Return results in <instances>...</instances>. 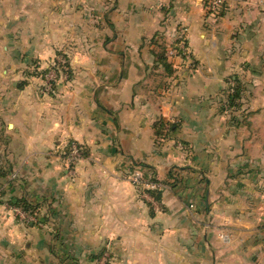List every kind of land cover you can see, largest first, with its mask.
Returning <instances> with one entry per match:
<instances>
[{"label": "crops", "instance_id": "crops-1", "mask_svg": "<svg viewBox=\"0 0 264 264\" xmlns=\"http://www.w3.org/2000/svg\"><path fill=\"white\" fill-rule=\"evenodd\" d=\"M108 1L0 0V264H264V0L215 26L206 0ZM179 24L196 70L159 59ZM58 51L71 76L42 94ZM70 141L72 172L52 155ZM136 171L159 188L141 197Z\"/></svg>", "mask_w": 264, "mask_h": 264}, {"label": "built area", "instance_id": "built-area-1", "mask_svg": "<svg viewBox=\"0 0 264 264\" xmlns=\"http://www.w3.org/2000/svg\"><path fill=\"white\" fill-rule=\"evenodd\" d=\"M212 3L213 8L210 10L209 16L212 15L218 18L221 14L220 9H222L224 2H222V0H214ZM175 45L177 46H173V48L168 47V49H166V56L170 59L182 58L187 62L189 67H193L195 61L192 59L189 46L184 42V39L177 41ZM56 67L55 64L50 65V68L56 69ZM56 149H58L59 157L70 166L71 172L74 170L77 163L83 158V147L76 141L67 142L65 145H61ZM149 177L150 175L147 176L142 171H136L131 178L133 184L138 188L137 190L141 197H146L150 190L159 188L158 182L150 180ZM10 208L24 222H40V217L37 212L30 215L19 206L10 205ZM100 264H107V255L102 258Z\"/></svg>", "mask_w": 264, "mask_h": 264}, {"label": "rangeland", "instance_id": "rangeland-1", "mask_svg": "<svg viewBox=\"0 0 264 264\" xmlns=\"http://www.w3.org/2000/svg\"><path fill=\"white\" fill-rule=\"evenodd\" d=\"M214 0H206L205 1V10H207V16H208V20L209 22L215 26V24H217L224 12V10L226 9V2L227 0H222L223 3V6H222V9H220V16L217 18V17H214L212 15L209 16V13H210V10L213 8L212 7V2ZM109 3L106 4V6L108 7L107 9L110 10L111 8H114L116 6V3L114 0H109L108 1ZM105 6V7H106ZM170 33V36H174L173 39L171 42H168V44H163V46L165 47V49H168V47H172L173 46H177L175 45L177 43V41H180L182 39H184V42L187 43V46L188 45V28L184 25H175L174 27V30L172 31H168ZM182 33V34H181ZM186 34V36H185ZM186 37V38H185ZM186 39V41H185ZM164 43V42H163ZM149 44L152 45V41H149ZM159 48V46H157ZM162 51L164 48H160ZM64 52V53H63ZM58 53H60L58 56V58L54 61H52L51 63H49V65L51 64H55L56 69L55 68H49V67H41L40 66V69L39 68H36L37 69V72H39L40 76L41 77H45L44 78V83L42 84V87H41V93L42 94H46V95H54L56 94L57 90H56V85L55 84H52L51 81L55 80L57 78V76H60L61 74L64 76V77H70L71 76V69H70V64H71V60H70V55H69V52L68 51H58ZM191 53V52H190ZM165 57L167 58L166 56V52H165ZM193 59V58H192ZM193 61V60H192ZM48 65V66H49ZM187 70L188 69H192V70H196L197 69V65L195 64L193 67H185ZM54 78V79H53ZM53 79V80H52ZM233 83L230 87V94H232L234 92V88H235V83L234 82H231ZM239 101V100H238ZM229 102L226 101L224 103V107H225V110H228L229 109ZM169 131V128L167 129ZM178 147L180 149H187L185 147V145L183 144H180L178 145ZM52 155L59 158L60 160H62L60 157H59V154H58V149H53L52 150ZM64 162V161H63ZM68 170H70V166L65 162ZM152 176V174H150V177ZM153 178V176H152ZM150 179V180H154V179ZM133 183V182H132ZM136 187V186H135ZM137 188V187H136ZM138 189V188H137ZM102 260V259H101ZM101 260L98 262V264H100Z\"/></svg>", "mask_w": 264, "mask_h": 264}, {"label": "trees", "instance_id": "trees-1", "mask_svg": "<svg viewBox=\"0 0 264 264\" xmlns=\"http://www.w3.org/2000/svg\"><path fill=\"white\" fill-rule=\"evenodd\" d=\"M161 48H164L163 46H161ZM159 55V59L165 64L168 66L167 62H166V58H165V48L163 49V51L158 54ZM236 81H238V78L235 79ZM243 96L242 94V87H240V83L238 81V84L235 86L234 88V92L232 94L229 95V105L231 107H236L239 105V99H241ZM166 121L164 120H161L160 123L156 126V135L157 136H162L164 135L165 137H167L168 135H170L171 133H173L178 125L177 124H174V123H169V131L167 133H164V129H165V124ZM167 128V129H168ZM84 153V152H83ZM172 173V171H171ZM152 194L156 197V198H159L160 194L159 192H156V191H151ZM12 205H15V206H19L21 207L25 212H27L28 214H34L37 212V208L39 207L38 205L28 201L26 198H15L13 200H11L10 202ZM38 213V212H37ZM43 220V219H41Z\"/></svg>", "mask_w": 264, "mask_h": 264}]
</instances>
